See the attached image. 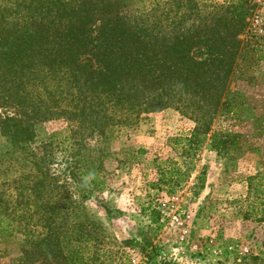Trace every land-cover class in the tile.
<instances>
[{
	"label": "trees",
	"instance_id": "obj_1",
	"mask_svg": "<svg viewBox=\"0 0 264 264\" xmlns=\"http://www.w3.org/2000/svg\"><path fill=\"white\" fill-rule=\"evenodd\" d=\"M247 3L0 0V136L10 146L0 154V242L19 234L29 257L85 264L82 229L97 226L71 217L104 183L90 141L142 115L173 108L217 156L240 155L241 135L214 126L248 112L250 98L230 86L264 61V36L246 30L239 9ZM53 119L71 124L59 175L52 142L33 146V126ZM254 130L264 134L263 113ZM246 184L263 221L264 172Z\"/></svg>",
	"mask_w": 264,
	"mask_h": 264
},
{
	"label": "rangeland",
	"instance_id": "obj_2",
	"mask_svg": "<svg viewBox=\"0 0 264 264\" xmlns=\"http://www.w3.org/2000/svg\"><path fill=\"white\" fill-rule=\"evenodd\" d=\"M135 1L150 6L160 0ZM239 9L246 30L263 37L264 0H248ZM230 88L251 102L241 119L214 126L241 135V154L233 158L212 152L209 135L195 136L193 120L173 108L142 115L136 124L90 141L88 153L99 160L104 183L71 217L97 226L82 229L79 250L85 264H264V220L249 211L253 199L246 184L264 172V134L254 130V118L264 114V61ZM70 126L63 119L33 126V146L52 142L58 175L70 160L61 151ZM9 149L0 136V154ZM66 236L73 238L71 231ZM25 248L19 234L0 242V264H64L55 256L29 257Z\"/></svg>",
	"mask_w": 264,
	"mask_h": 264
}]
</instances>
